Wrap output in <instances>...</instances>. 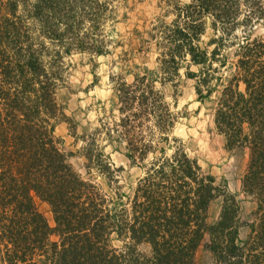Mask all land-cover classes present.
I'll use <instances>...</instances> for the list:
<instances>
[{
	"label": "trees",
	"instance_id": "obj_1",
	"mask_svg": "<svg viewBox=\"0 0 264 264\" xmlns=\"http://www.w3.org/2000/svg\"><path fill=\"white\" fill-rule=\"evenodd\" d=\"M166 6L171 10L141 34L144 45L155 47L157 66L139 68L132 82L112 78L111 110L85 140L86 168L111 187L116 171L100 140L124 147L143 170L125 203L117 191L113 208L97 183L73 169L55 137L57 121L68 120L57 99L65 59L107 53L109 3L0 0V264H197L200 251L217 264H264V35L253 36L264 28V0ZM207 18L227 35L244 34L234 73L216 91L219 54L209 57L200 47ZM181 83L202 100L216 93V130L227 149L249 152L242 191L256 209L245 241L237 199L173 137L179 113L167 87ZM216 201L221 211L211 223ZM39 202L49 206L51 220ZM114 235L122 249L113 246ZM143 244L148 254L139 249Z\"/></svg>",
	"mask_w": 264,
	"mask_h": 264
},
{
	"label": "rangeland",
	"instance_id": "obj_2",
	"mask_svg": "<svg viewBox=\"0 0 264 264\" xmlns=\"http://www.w3.org/2000/svg\"><path fill=\"white\" fill-rule=\"evenodd\" d=\"M100 1L108 2L110 7L103 24L107 53L100 56L76 53L65 59V81L58 88L57 99L68 120L57 121L55 137L73 169L85 181L97 183L113 201L112 207L116 208L120 203L117 191L125 203L143 175V170L129 160L124 147L100 140L99 143L116 171L115 179L118 183L111 187L104 176L86 168L87 160L83 156L85 140L95 132L100 126V120L111 110L114 99L112 78L123 77L132 82V74L139 72V68L154 69L157 66L156 49L150 44L144 45L141 39H145V36L141 34L151 28L156 18L171 10L166 5L173 0ZM172 19L173 16L166 17L167 21ZM257 35H264L263 27L254 31L253 36ZM243 36L241 30L234 35H227L221 27L215 29L211 19L207 18L200 47L207 50L209 57L214 51L219 54L214 63L219 72L213 82V91L220 89V84L233 75L235 55ZM167 91L171 96L169 101L179 113L173 137L184 142L189 157L197 161L203 172L211 174L217 185L225 186L228 193L237 199L243 219L239 238L245 241L250 232L247 222L256 209V205L242 191V179L249 161L248 150L227 149L224 136L216 130L212 113L216 93L202 100L193 86L188 87L184 83L179 84L176 89L168 86ZM38 205L44 216L51 220L53 214L49 206L42 202ZM220 211L221 201L214 202L210 210L211 223L217 221ZM112 239L115 248L122 249L125 245L116 235ZM139 249L147 254L150 252V247L145 244L140 245ZM196 263L217 264L214 257L205 251L198 252Z\"/></svg>",
	"mask_w": 264,
	"mask_h": 264
}]
</instances>
